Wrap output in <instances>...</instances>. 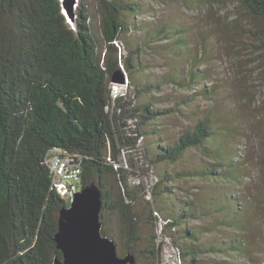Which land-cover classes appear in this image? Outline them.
I'll return each instance as SVG.
<instances>
[{"label": "trees", "instance_id": "16d2710c", "mask_svg": "<svg viewBox=\"0 0 264 264\" xmlns=\"http://www.w3.org/2000/svg\"><path fill=\"white\" fill-rule=\"evenodd\" d=\"M94 1L102 13L101 39L93 31L84 0H80L73 24L63 12L61 0H0V264H53L56 257L62 258L55 233L60 210L69 201L54 188L50 167V160L61 151L81 166L78 186L91 182L101 186L102 220L116 215L127 249L135 251L141 240L139 224L145 210L139 209V198L129 185L128 170L121 159L119 145L131 138L120 135L122 117L118 111L125 107L121 97L114 99L112 81L117 71L125 70L130 78L135 68L136 51L123 54L116 43L120 34L129 30L124 11H135L136 7L118 0ZM238 4L256 20L251 36L264 56V0H239ZM160 32L177 48L186 44L179 29L161 28ZM152 86L138 91L148 92ZM135 111L143 123L169 112L153 109L151 102ZM211 135L210 121L200 119L175 144L159 143L151 162L177 163L189 149L204 147ZM203 151L209 154L207 148ZM222 164L217 161L205 174L215 175V168ZM168 179L166 174L154 184L155 196L173 191L164 186ZM221 201L217 211L226 210L227 214L217 224L243 229L248 216L243 200L232 194L226 202ZM155 212L151 211L150 219L157 218ZM194 214L189 213V217ZM186 215L163 218L162 232L169 230L175 243L177 237L171 234L177 231L179 218ZM102 232L113 237L104 229ZM184 233L191 242L196 239L191 228ZM225 244L236 257L249 254L241 237ZM210 248H216L214 243ZM159 252L155 248L151 251ZM201 252L199 247L179 250L184 259Z\"/></svg>", "mask_w": 264, "mask_h": 264}, {"label": "rangeland", "instance_id": "374dc122", "mask_svg": "<svg viewBox=\"0 0 264 264\" xmlns=\"http://www.w3.org/2000/svg\"><path fill=\"white\" fill-rule=\"evenodd\" d=\"M84 1L93 31L101 39L102 13L94 0ZM238 1L118 0L136 7L124 11L129 30L116 43L123 54L136 51L128 82L113 85L114 99L121 97L125 107L118 111L120 135L131 138L119 146L129 185L145 214L135 251L127 249L116 215H107L102 229L113 236L120 256L134 254L135 264H264V56L251 36L256 20ZM161 28L181 30L186 44L177 48ZM150 84V91H138ZM149 102L153 109L169 112L143 123L135 110ZM203 118L210 121L212 135L204 147L212 156L198 147L177 163L151 162L159 143L175 144ZM217 161L223 166L215 168V175L205 174ZM166 174L164 186L173 191L155 196L153 186ZM232 194L243 200L248 214L243 229L217 224L227 214L217 211L218 203ZM151 211L159 214L155 220L149 218ZM179 213L188 215L179 218L181 223L171 234L177 237L175 243L169 230L162 232L163 218L176 219ZM188 228L195 233L196 244L184 237ZM234 237L244 239L248 255L231 254L225 243ZM213 243L216 248L211 251ZM181 247H199L202 252L184 259ZM154 248L159 254L151 253Z\"/></svg>", "mask_w": 264, "mask_h": 264}, {"label": "water", "instance_id": "95a60500", "mask_svg": "<svg viewBox=\"0 0 264 264\" xmlns=\"http://www.w3.org/2000/svg\"><path fill=\"white\" fill-rule=\"evenodd\" d=\"M63 12L73 24L79 0H61ZM127 77L117 71L113 82L124 84ZM104 207L102 188L91 182L77 191L68 206L59 213L58 229L55 233L57 248L62 258L56 257L53 264H135L136 257L128 252L118 254L117 243L102 232V210Z\"/></svg>", "mask_w": 264, "mask_h": 264}, {"label": "built area", "instance_id": "2783aa9c", "mask_svg": "<svg viewBox=\"0 0 264 264\" xmlns=\"http://www.w3.org/2000/svg\"><path fill=\"white\" fill-rule=\"evenodd\" d=\"M50 167L54 176V188L70 203L74 194L81 189L76 184L80 180L81 166L73 156L61 151L50 160Z\"/></svg>", "mask_w": 264, "mask_h": 264}, {"label": "clouds", "instance_id": "9594fccd", "mask_svg": "<svg viewBox=\"0 0 264 264\" xmlns=\"http://www.w3.org/2000/svg\"><path fill=\"white\" fill-rule=\"evenodd\" d=\"M127 77V79H128V76H126ZM126 82H128L127 80H126ZM113 84H115L114 82H113ZM81 188H82V186H81Z\"/></svg>", "mask_w": 264, "mask_h": 264}]
</instances>
